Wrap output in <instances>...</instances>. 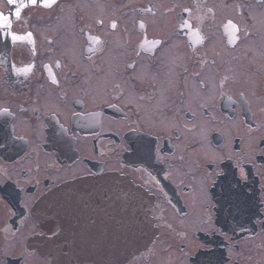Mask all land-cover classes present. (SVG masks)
<instances>
[{
  "label": "flooded vegetation",
  "instance_id": "af4514ba",
  "mask_svg": "<svg viewBox=\"0 0 264 264\" xmlns=\"http://www.w3.org/2000/svg\"><path fill=\"white\" fill-rule=\"evenodd\" d=\"M109 176L157 231L126 264H264V0H0V264H53L32 209Z\"/></svg>",
  "mask_w": 264,
  "mask_h": 264
},
{
  "label": "water",
  "instance_id": "95a60500",
  "mask_svg": "<svg viewBox=\"0 0 264 264\" xmlns=\"http://www.w3.org/2000/svg\"><path fill=\"white\" fill-rule=\"evenodd\" d=\"M8 1L14 9H22L42 2L53 4L57 0ZM90 198H97L101 204L97 207V217L101 219L92 234L88 232V221L86 224L83 221V209H90L83 199ZM116 198L120 203L118 211L112 207ZM130 199L137 206L128 207ZM148 204L147 192L123 177L64 184L32 209V217L44 235L35 237L30 244L40 255L51 258L53 264H126L147 249L156 237ZM137 210L143 220L138 219Z\"/></svg>",
  "mask_w": 264,
  "mask_h": 264
},
{
  "label": "bare ground",
  "instance_id": "6f19581e",
  "mask_svg": "<svg viewBox=\"0 0 264 264\" xmlns=\"http://www.w3.org/2000/svg\"><path fill=\"white\" fill-rule=\"evenodd\" d=\"M112 198L114 199V195H112ZM119 201H118V198H116L114 201H113V209H115V210H117L118 211V206H119ZM136 204V201L134 200V199H130V200H128V202H127V205H128V207H134V206H137V204ZM138 211V210H137ZM140 213L141 212H139L138 211V213L136 214L137 215V217H138V219L139 220H143L142 219V216H140ZM143 222V221H142Z\"/></svg>",
  "mask_w": 264,
  "mask_h": 264
}]
</instances>
